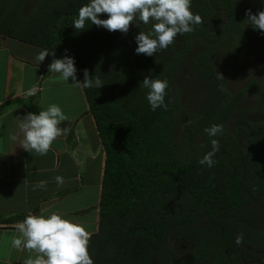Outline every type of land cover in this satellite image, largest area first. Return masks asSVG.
I'll return each instance as SVG.
<instances>
[{
	"label": "trees",
	"instance_id": "16d2710c",
	"mask_svg": "<svg viewBox=\"0 0 264 264\" xmlns=\"http://www.w3.org/2000/svg\"><path fill=\"white\" fill-rule=\"evenodd\" d=\"M0 34L47 68L70 58L92 118L97 217L77 264H146L174 231L197 261L264 253V0H0Z\"/></svg>",
	"mask_w": 264,
	"mask_h": 264
},
{
	"label": "crops",
	"instance_id": "0c3cea01",
	"mask_svg": "<svg viewBox=\"0 0 264 264\" xmlns=\"http://www.w3.org/2000/svg\"><path fill=\"white\" fill-rule=\"evenodd\" d=\"M51 58L0 34V220L15 218L0 223V264H63L76 238L95 229L96 218L94 229H78L85 220L77 192L84 161L101 153L99 141L85 102L58 127L42 121L49 80L41 85V77L64 63L49 71Z\"/></svg>",
	"mask_w": 264,
	"mask_h": 264
},
{
	"label": "rangeland",
	"instance_id": "374dc122",
	"mask_svg": "<svg viewBox=\"0 0 264 264\" xmlns=\"http://www.w3.org/2000/svg\"><path fill=\"white\" fill-rule=\"evenodd\" d=\"M45 54L46 53H44V56ZM63 60L64 63L60 69H55V73L58 72L55 74V76L45 78L47 75L46 70V75L41 77V79H43L41 85L45 84L47 79L49 80L48 83L45 84V89L42 93L43 103L45 105L43 107L44 109H41V113L47 118L43 119L42 121L50 122V120H53L55 122V127H58L66 117L76 113L80 107L84 106V99L76 78L73 63L70 58H64ZM50 62L51 60L48 62V64ZM55 67L56 66L54 65L48 70L50 71ZM189 79H191V77L188 74H185L177 84L180 89H183V91H185L187 94L196 96L199 93V89L195 88L196 82ZM101 164L102 161L100 153V155L95 156L94 159L84 161V164L81 168L82 187L80 191L77 192V197H79L78 208L80 209L78 214L81 216L82 220H85L84 223L79 225L78 229L81 231L94 229L93 221L96 218L94 209H96L95 206L97 204L98 181L101 172ZM88 173L89 177L87 176ZM83 242V237L76 238L74 244L71 245L67 254V258L63 264L77 263L76 261L79 259V253L81 251L80 248L82 247ZM260 258L264 259V254Z\"/></svg>",
	"mask_w": 264,
	"mask_h": 264
},
{
	"label": "flooded vegetation",
	"instance_id": "af4514ba",
	"mask_svg": "<svg viewBox=\"0 0 264 264\" xmlns=\"http://www.w3.org/2000/svg\"><path fill=\"white\" fill-rule=\"evenodd\" d=\"M195 252L193 237L174 231L168 234L164 247L150 256L146 264H264V259L260 258L263 252L247 258L250 249L243 251L239 247L221 249L210 260L202 261L196 260Z\"/></svg>",
	"mask_w": 264,
	"mask_h": 264
}]
</instances>
